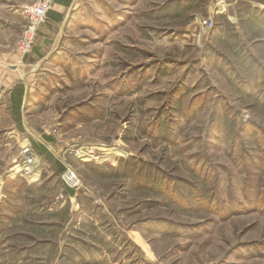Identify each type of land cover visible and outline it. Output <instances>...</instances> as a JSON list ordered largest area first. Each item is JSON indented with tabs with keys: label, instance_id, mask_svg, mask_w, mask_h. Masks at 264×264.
Here are the masks:
<instances>
[{
	"label": "rangeland",
	"instance_id": "374dc122",
	"mask_svg": "<svg viewBox=\"0 0 264 264\" xmlns=\"http://www.w3.org/2000/svg\"><path fill=\"white\" fill-rule=\"evenodd\" d=\"M65 25L0 133V182L25 144L39 171L0 183V264H264V0H77Z\"/></svg>",
	"mask_w": 264,
	"mask_h": 264
},
{
	"label": "crops",
	"instance_id": "0c3cea01",
	"mask_svg": "<svg viewBox=\"0 0 264 264\" xmlns=\"http://www.w3.org/2000/svg\"><path fill=\"white\" fill-rule=\"evenodd\" d=\"M34 1L35 0H0V133H3L5 129H11V133L8 135V138L11 140L14 138L17 139L19 135V114L24 108L26 99L31 91V85L29 84V81L33 79L31 75L36 79L39 75L37 70H41V65H43L44 62L39 55L40 49L44 44L52 40L51 37L54 34L55 37L53 40H58L63 37L67 29L65 24L69 21L70 12L74 10L77 4V0H51V7L47 12L46 20L37 30L36 45H34V48L29 54L21 58L15 52V40L17 39L20 29L24 25V18L20 13V6L24 3ZM40 141L44 149L48 148L50 144L48 141ZM8 153H10L9 149H3L0 144V165L6 163V155H8ZM39 154L42 156V153ZM13 155H11L12 160L8 159L10 164L14 161ZM45 158L46 157L43 158L42 156L46 175H43V178H45V181L47 179L48 182L45 184L43 193L50 189L51 184L49 179L55 173L54 170L50 169L51 161L48 158L49 161H47ZM57 159H59V157H57ZM59 161L63 166L62 159H59ZM0 168L2 167L0 166ZM2 174L3 173H0V176ZM59 174L60 173L57 174L58 179ZM57 177L54 176L51 180ZM15 178L16 175L13 173L10 177H6L3 182L1 180V182L5 185H11L14 183L13 181ZM43 181L41 177L40 184L29 187V191L34 194V191L36 192L39 190V186ZM65 189L69 190L67 188ZM72 192V190H69V193H67L70 194Z\"/></svg>",
	"mask_w": 264,
	"mask_h": 264
},
{
	"label": "built area",
	"instance_id": "2783aa9c",
	"mask_svg": "<svg viewBox=\"0 0 264 264\" xmlns=\"http://www.w3.org/2000/svg\"><path fill=\"white\" fill-rule=\"evenodd\" d=\"M50 7L51 0H35L34 2L24 3L20 6V13L24 18V25L17 36L15 50L21 58L32 51L37 30L44 24ZM206 23L207 22L204 20L203 24ZM208 25L211 26L210 21ZM36 159L37 157L31 146L25 144L21 147L19 152L18 161L14 167L16 170L14 171L13 168L11 171L14 172V175L20 176L25 180L36 181L39 177ZM61 180L69 189L78 190L82 187L78 175L69 166H65L61 174Z\"/></svg>",
	"mask_w": 264,
	"mask_h": 264
},
{
	"label": "bare ground",
	"instance_id": "6f19581e",
	"mask_svg": "<svg viewBox=\"0 0 264 264\" xmlns=\"http://www.w3.org/2000/svg\"><path fill=\"white\" fill-rule=\"evenodd\" d=\"M72 146V145H71ZM70 146V149H73V148H75V147H71ZM86 149H88V148H86ZM89 150H91V149H89ZM93 153V152H92ZM80 154H81V156L80 157H83L82 159L84 160V161H89L90 159H93V158H90V157H87V156H85L84 155V150H82L81 152H80ZM85 154H88V155H91L92 157H94V154H91V153H85ZM83 155V156H82Z\"/></svg>",
	"mask_w": 264,
	"mask_h": 264
},
{
	"label": "trees",
	"instance_id": "16d2710c",
	"mask_svg": "<svg viewBox=\"0 0 264 264\" xmlns=\"http://www.w3.org/2000/svg\"><path fill=\"white\" fill-rule=\"evenodd\" d=\"M59 170L62 172V171H63V167L61 166V167L59 168Z\"/></svg>",
	"mask_w": 264,
	"mask_h": 264
}]
</instances>
